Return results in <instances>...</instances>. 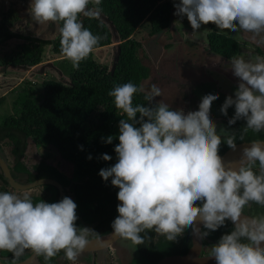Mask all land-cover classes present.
Segmentation results:
<instances>
[{"label":"clouds","instance_id":"obj_1","mask_svg":"<svg viewBox=\"0 0 264 264\" xmlns=\"http://www.w3.org/2000/svg\"><path fill=\"white\" fill-rule=\"evenodd\" d=\"M90 4L96 6L94 10ZM100 4L101 0H32L30 14L39 24L63 22L61 54L78 70L80 62L104 39L85 28L80 17L98 19ZM174 7V15L186 16L193 33L202 24L212 23L220 30H243L264 41V0H180ZM231 70L239 79L238 88L235 98L225 99L221 113L227 116V110L234 106L229 125L243 119L245 131L264 132V56H256L254 61L233 57ZM141 91L128 82L108 93L127 117L119 121V143L114 149L118 161L99 172L104 181L111 177L112 186L119 188L121 203L111 225L112 236L139 246L146 242L148 231L176 241L191 228L203 239L209 232L201 233L197 222L216 231L230 220L234 230L222 235L209 256L216 264H264V216L243 214L250 202L264 206V141L258 139L245 147L237 167L226 166L218 154L220 145L225 142L235 149L236 137L230 135L222 141L210 118L218 93L203 96L199 110L184 113L155 101L161 96L155 84L144 97L147 105H134L133 98ZM112 141L113 136H108L105 142ZM101 158L112 159L108 154ZM76 208L69 197L56 203H34L28 194L0 192V251L12 253L10 262L3 258L4 264H18L26 253L48 261L61 251L75 262L89 237L99 235L76 226Z\"/></svg>","mask_w":264,"mask_h":264},{"label":"trees","instance_id":"obj_2","mask_svg":"<svg viewBox=\"0 0 264 264\" xmlns=\"http://www.w3.org/2000/svg\"><path fill=\"white\" fill-rule=\"evenodd\" d=\"M95 7L94 4L89 5L93 10ZM99 7L102 12L98 19L83 16L80 19L84 27L94 35L104 37L96 48L114 46L116 52L111 63L99 62L90 54L80 62L77 70L70 65L71 61H64L68 80L62 81V73L59 71V78L44 79L40 84L42 95L38 100L30 98L31 92L34 93L32 85L36 82L29 78L22 79L25 85H18L29 97L24 98L15 114L1 121L0 138L7 135L8 129H11L19 132L24 139H34L37 145H52L61 159L73 165V169L67 175L52 167L53 179L61 188L45 184L43 188L47 193L44 192L42 199L40 196L38 199L32 198L33 202L43 200L56 203L70 196L77 205L76 226L90 228L97 234H102L112 229L111 225L117 218V187L112 186L111 177L104 181L99 172L118 161L114 151L119 143L115 124L122 118L127 119L126 114L115 107L114 98L108 93L114 86L128 82L142 88V82L150 75V69L142 60L145 55L137 56L140 43L134 34L143 23L147 24L150 34L167 29L171 23L173 6L169 0H101ZM18 10L8 8L5 1L4 5H0V68L30 69L44 62L42 49L46 40L36 36L35 23L21 20ZM58 24L61 29L63 22L59 21ZM207 27V46L211 52L228 60L240 53L241 47L235 38L224 34L215 24L209 23ZM60 35L59 33L51 43L52 52L57 58L65 59L60 50ZM115 56L117 58L114 61ZM217 93L219 98L211 105L210 117L228 123L235 114L234 106L227 110V116H224L220 109L225 99L233 95L221 91L212 80L198 81L191 85L188 94L184 95L188 110H199L203 96ZM147 94L144 89L137 93L133 104L147 105L144 100ZM169 108L184 112L183 107ZM234 127L233 132L221 135L222 141L230 135H235V143L264 139V132L254 133L251 129L245 131L246 121L243 119L238 120ZM12 135L13 133L10 134ZM108 136H113L111 144L105 142ZM241 136L244 137L243 140L240 139ZM80 146H83L82 150ZM227 148V144L222 142L218 154H222ZM103 154H108L112 159L104 161L101 158ZM89 156L92 157L91 160L88 159ZM254 170L258 171V162ZM197 205L201 206V202H197ZM248 205L260 207L264 211V206L254 202ZM234 227L229 220L216 231L207 230L203 226L202 232H209L203 238V247L206 248L203 253H210L211 247L218 243L222 235L230 234ZM141 236H145V233H141ZM190 246L191 228L186 229L176 241H167L165 237L157 236L154 231H148L146 242L133 246L137 254L134 253L135 256L129 264H155L164 256L186 253ZM63 253L61 251L48 261L39 256V261L41 264H54L62 258L67 260ZM117 258L114 257L108 264H113V261L120 264Z\"/></svg>","mask_w":264,"mask_h":264},{"label":"rangeland","instance_id":"obj_3","mask_svg":"<svg viewBox=\"0 0 264 264\" xmlns=\"http://www.w3.org/2000/svg\"><path fill=\"white\" fill-rule=\"evenodd\" d=\"M173 6L171 13V23L169 27L155 34H150L147 24L143 23L134 37L140 43L138 57H142L143 62L148 64L150 75L147 80L142 83V89L148 94L151 86L155 84L161 89V96L156 97L155 101L165 103L171 107L182 109L188 106L184 95L188 94L191 85L201 80L215 81L220 90L235 96L238 88L239 79L235 77L231 70V60L211 52L207 46L208 32L207 25H201L197 32L193 33V29L187 17L174 15L176 9L174 3L180 0H169ZM32 0H8V8L19 9L21 20L29 23H35L34 29L36 36L46 40V44L42 49V57L44 62L30 69L6 67L0 68V123L11 114H15L21 107L20 103L29 96L24 93L19 83L25 85L22 79H31L36 82L32 85L33 92L30 98L37 99L42 95L41 83L44 79L59 78L58 71L62 77V81L68 80V73L65 70V62L69 60L57 58L52 52V41L56 39L60 33L58 22L37 23L30 14V4ZM0 5H4V0H0ZM34 21V22H32ZM224 34L235 38L241 47L240 53L236 57L243 56L245 60H255L256 56H264V41L252 33L239 30L231 32L223 30ZM158 42L162 49H158L154 43ZM164 50V51H163ZM116 49L114 46H103L96 48L91 54L92 57L99 62L109 64L113 60ZM145 53V54H144ZM71 65V63H70ZM35 99V100H36ZM154 101V103H155ZM217 125V132L220 135H227L235 130L234 125H229L222 119L210 117ZM119 135V123L115 124ZM223 129V131H221ZM32 146V143L30 144ZM43 159L46 160L42 170V175L53 178L52 166L57 168L61 173L69 175L73 169V165L61 159L59 153L52 145L42 146L38 144ZM50 163V164H49ZM42 186V185H41ZM25 194V192H20ZM30 197L38 199L42 195L37 189L28 192ZM72 199V198H71ZM244 210L251 214L254 218L264 216V211L260 207L246 205ZM92 237V236H91ZM137 254L134 249L133 251ZM88 257V255H87ZM128 264L130 257L126 256ZM117 257H115L116 259ZM90 260V256L88 257ZM118 259V258H117ZM80 261V260H78ZM76 264H84L80 261ZM110 260L107 262V264ZM73 264V262H70ZM124 263V264H125ZM89 264V263H86ZM113 264H119L113 261Z\"/></svg>","mask_w":264,"mask_h":264},{"label":"flooded vegetation","instance_id":"obj_4","mask_svg":"<svg viewBox=\"0 0 264 264\" xmlns=\"http://www.w3.org/2000/svg\"><path fill=\"white\" fill-rule=\"evenodd\" d=\"M4 1L5 5H7L8 0ZM3 131L5 132L6 129L4 128ZM12 133L14 139L12 136H10ZM31 143L32 146H30ZM40 153L41 151L39 150V146L35 143L34 139H24V137L19 132L8 129L7 135L0 138V192H10L23 196L32 189H38L41 192L40 195H45L44 192L46 191L47 193V190H44L43 185H32L40 178H47L42 175V172H40L46 163V160L43 159V156ZM48 179L55 180L50 177H48ZM13 183H16V186H14ZM22 191L25 192V194H21L20 192ZM31 198L34 197L32 196ZM243 212L251 215L244 209ZM111 249L119 258L121 263H125V260H127L126 256L130 257L129 260L135 256L134 252H132L133 246L129 241L126 240L118 239L109 250ZM204 250H206L205 247L202 249V254H210L203 253ZM88 253L91 254V252L83 251L74 263L76 264L78 260L84 263H89L88 257L90 255ZM28 256L29 253H26V255L21 257L18 262L23 261ZM63 256H65L64 253ZM4 257H7L8 261L10 262L12 259V253L0 251L1 263H4ZM39 260V257L34 256L33 260L29 264H33L35 261L41 264ZM80 261L78 262L80 263Z\"/></svg>","mask_w":264,"mask_h":264},{"label":"water","instance_id":"obj_5","mask_svg":"<svg viewBox=\"0 0 264 264\" xmlns=\"http://www.w3.org/2000/svg\"><path fill=\"white\" fill-rule=\"evenodd\" d=\"M117 56H115L114 61L116 60ZM190 112V111H189ZM258 140V139H257ZM261 141H264V139H260ZM256 140L252 141H241L239 143H236V148H227L222 154H220L224 164L230 165L232 167H237L239 165V162L243 155V149L245 147H250L251 143ZM49 184L53 185L57 188H61V185L56 181L48 178H40L39 180H36L32 185H44ZM14 186H16V183H13ZM119 192V188H117L116 193V204L117 206L121 203L118 198L117 194ZM245 216H248L250 218H254L249 214H246L243 212ZM119 213L117 212V216ZM230 221V220H229ZM231 222V221H230ZM231 224L234 226V224L231 222ZM197 227L200 229V232L202 233V227L203 224L200 222H197ZM113 229L106 233L99 234L98 236L89 237V243L85 247L84 252H91L93 254H96L99 251H108L113 244L119 239L112 236ZM262 246H264V242H262ZM203 249V239H201L200 235L193 232L191 229V246L184 254H171L162 257L159 259L155 264H216V261L214 257L209 256V254H202ZM34 258V255L29 254L27 258H25L23 261L18 262V264H29ZM0 264H4L1 263Z\"/></svg>","mask_w":264,"mask_h":264},{"label":"crops","instance_id":"obj_6","mask_svg":"<svg viewBox=\"0 0 264 264\" xmlns=\"http://www.w3.org/2000/svg\"><path fill=\"white\" fill-rule=\"evenodd\" d=\"M151 41H153V42H150V43H154V45L158 48V49H162L163 47H161V45H159L158 44V42H154V40L153 39H151ZM164 51V50H163ZM145 54V53H144ZM143 55V54H142ZM147 66H148V64H147ZM148 78H149V76H148ZM148 78H146L145 80H147ZM145 80H143V82L145 81ZM201 81H205V80H201ZM142 82V83H143ZM143 88V87H142ZM183 109V108H182ZM187 110V112L188 111H190V110H188V107H186V108H184V113H187V112H185ZM50 164V163H49ZM53 167V166H52ZM69 198H71L70 196H68ZM72 200L74 201V199L72 198ZM89 254V253H88ZM90 255V260L88 259V262H89V264H107V262L110 260H113L114 259V257H117L116 256V254L112 251V249L111 250H109V251H99V252H97L96 254H93V253H91V254H89ZM117 260H119V258L117 259ZM120 261V260H119ZM126 261V260H125ZM70 262H73V261H69V260H65V259H61V260H59V261H57L56 263H54V264H71ZM33 264H39L37 261H35ZM73 264H75L74 262H73ZM84 264H86V263H84ZM120 264H124V262L123 263H121V261H120ZM125 264H128L127 262L125 263Z\"/></svg>","mask_w":264,"mask_h":264}]
</instances>
